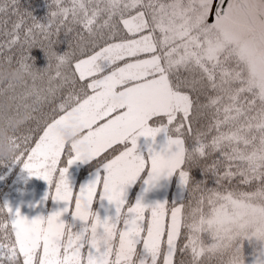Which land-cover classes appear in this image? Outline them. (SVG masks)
I'll return each instance as SVG.
<instances>
[{
  "label": "snow or ice",
  "instance_id": "obj_1",
  "mask_svg": "<svg viewBox=\"0 0 264 264\" xmlns=\"http://www.w3.org/2000/svg\"><path fill=\"white\" fill-rule=\"evenodd\" d=\"M53 3L47 24L33 17L22 40V18L6 33L7 46L23 50L15 64L5 58L6 70L31 78L32 86L17 95L10 81L0 90L12 91L13 105L0 110V125L35 119L50 97L55 115L36 139L12 131L15 154L0 163L21 164L47 183L45 200L64 207L29 220L0 206L7 214L0 219V264H204L209 255L219 264H245V241L260 245L253 264H264V0ZM16 4L9 0L0 13ZM69 17L87 33L78 34L79 55L71 45L63 54L54 49L52 36ZM37 30L47 45L37 43ZM33 49L43 54V69L34 67ZM44 75L48 86L37 87ZM201 117L205 123L194 128ZM68 127L75 129L71 142L59 131ZM140 137L151 141L146 153L138 150ZM77 164L94 170L78 190L69 171ZM193 169L217 187L197 182ZM173 177L182 190L199 193L190 212L183 202H145ZM237 178L254 190L224 188ZM137 184L141 194L130 202ZM97 200L114 214L93 211ZM66 214L81 222L79 231L62 219Z\"/></svg>",
  "mask_w": 264,
  "mask_h": 264
},
{
  "label": "trees",
  "instance_id": "obj_2",
  "mask_svg": "<svg viewBox=\"0 0 264 264\" xmlns=\"http://www.w3.org/2000/svg\"><path fill=\"white\" fill-rule=\"evenodd\" d=\"M8 3L9 0H0V6H6ZM63 6L70 7L71 0H63ZM56 7L57 6L53 3V0H17V4L13 9H11L10 12L0 13V73H4L6 69H8V65L4 62L6 57H12L13 63L15 64V62L20 59L23 51L20 44L14 45L11 48L7 46L10 37L6 35V33L12 30L13 23L20 20L21 18L23 19L24 24L20 32L22 40L24 32L29 26L33 24V17L41 24H47L49 13L56 10ZM69 28L72 29L71 32L68 31ZM78 34L87 37V33L83 30L82 25L71 23V17H69V22L61 25L59 34L52 36V40L57 41V43L54 45L55 51H57L58 54H63L64 52L70 51L69 46L71 45V50L75 51L76 55H79V45L77 42ZM37 43H43L45 45L48 44V41L44 39L43 35L39 34L38 30ZM31 55L34 58V67L37 70L43 69L47 66V62L39 49H33ZM53 64H55V61H53ZM62 71L66 75H71L72 69L69 67H65L62 69ZM47 79V75H44L42 79H38L36 81L37 87L46 88L48 86ZM10 81L15 83L14 91L17 95L23 93L26 86H32L31 78L22 74L19 78H12L9 76L8 78L0 79V90L7 89L8 83ZM59 83V81L54 82L53 87H56ZM11 95V90L5 91L0 94V110L12 109V101L9 99ZM66 95L67 87L61 88L59 91H57L54 98L56 104H58ZM52 99L53 98L50 97L49 100L44 101L37 106L38 110L33 113L35 119L23 120L14 129L8 128L5 125H0V134H6V138L7 140H9L11 132L15 131L16 135L19 137L31 136L33 139H36L39 129L43 126L44 122L55 115L53 111L55 105L52 103ZM204 123L205 117H201L200 123L194 124V128H200ZM186 146H192L191 137L186 139ZM22 169L23 168L21 164H13L9 161L0 163V181L1 179H4L2 186H0V206L6 204V197L16 188ZM9 172L10 175L6 177ZM191 174L197 182L206 181V186L208 188L217 187V185L215 184V179L210 175L207 177L204 176L201 173L200 169H193ZM173 183L178 184L176 177H173ZM237 187L240 190L245 191L254 190L250 186L240 185L238 178L234 180L231 185H229L227 182H225L224 184V188L228 190H232L233 188ZM198 195L199 193H196L194 196L191 191H184L183 197L180 202H183L186 205H191V207L185 209L186 212H190L192 208L195 207V198ZM50 199L51 198L49 197V200ZM6 216V212L0 213V219L6 220ZM243 252L245 256V264H247L251 256H253L255 253V245L253 243L245 241L243 245ZM186 259H190V256ZM219 259L220 258L217 256L209 255L204 258V264H219Z\"/></svg>",
  "mask_w": 264,
  "mask_h": 264
},
{
  "label": "rangeland",
  "instance_id": "obj_3",
  "mask_svg": "<svg viewBox=\"0 0 264 264\" xmlns=\"http://www.w3.org/2000/svg\"><path fill=\"white\" fill-rule=\"evenodd\" d=\"M68 134L74 137L75 129L68 127ZM163 135L157 137V142H163ZM151 143L150 139L140 137L138 139V150L141 153H146V146ZM70 179L73 182L75 189L88 182V180L94 174V170L86 164L74 165L70 170ZM142 185L137 184L129 192V201L134 202L138 195L141 194ZM50 191L47 183L36 177H30L26 171L22 169L19 175V181L16 188L10 192L6 197V204H8L13 210L17 208L20 210L21 215L27 217L29 220L35 218L38 215L47 217L54 211L62 210L64 205L62 203L54 202L52 199L45 200V194ZM184 194L177 183H173V178L166 181H161L160 187L152 190L146 196V203L163 202L169 203L176 201L180 202ZM171 206V204L169 205ZM93 211L97 212L102 218L105 216L113 215L114 208L107 204L106 201L97 200L93 204ZM67 223L74 224V231H79L82 227L81 222L73 221L70 215L62 217ZM255 245V253L259 250L260 245L252 242ZM253 256H251L247 264H253Z\"/></svg>",
  "mask_w": 264,
  "mask_h": 264
},
{
  "label": "clouds",
  "instance_id": "obj_4",
  "mask_svg": "<svg viewBox=\"0 0 264 264\" xmlns=\"http://www.w3.org/2000/svg\"><path fill=\"white\" fill-rule=\"evenodd\" d=\"M21 75V73L6 70L4 73H0V79L8 78L9 76L19 78ZM20 122V120L14 121L12 128L14 129ZM59 131L66 141L71 142L75 139V137L68 134L67 128H61ZM14 154L15 148L8 142L6 134H0V158L11 159Z\"/></svg>",
  "mask_w": 264,
  "mask_h": 264
}]
</instances>
